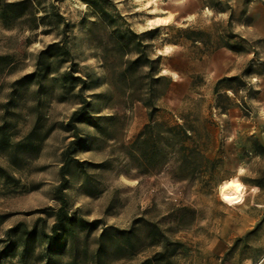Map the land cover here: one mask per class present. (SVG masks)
I'll list each match as a JSON object with an SVG mask.
<instances>
[{
	"label": "rangeland",
	"instance_id": "374dc122",
	"mask_svg": "<svg viewBox=\"0 0 264 264\" xmlns=\"http://www.w3.org/2000/svg\"><path fill=\"white\" fill-rule=\"evenodd\" d=\"M0 264H264V0H0Z\"/></svg>",
	"mask_w": 264,
	"mask_h": 264
},
{
	"label": "bare ground",
	"instance_id": "6f19581e",
	"mask_svg": "<svg viewBox=\"0 0 264 264\" xmlns=\"http://www.w3.org/2000/svg\"><path fill=\"white\" fill-rule=\"evenodd\" d=\"M181 0H172L174 3H178ZM170 15L157 16L155 21L157 23L169 21ZM221 194L225 197H236V201H243L246 198V185L239 178H232L224 181L220 186Z\"/></svg>",
	"mask_w": 264,
	"mask_h": 264
},
{
	"label": "trees",
	"instance_id": "16d2710c",
	"mask_svg": "<svg viewBox=\"0 0 264 264\" xmlns=\"http://www.w3.org/2000/svg\"><path fill=\"white\" fill-rule=\"evenodd\" d=\"M150 119H151V121L148 123V125H146L145 127V131H143L141 134H140V138H142L145 134H146V131H147V133H148V131H150V132H152V131H154L155 129H157V128H160L161 126H162V123L161 122H158L157 120H155V118H154V114L153 113H151V115H150ZM72 123H76L78 120H76L75 119V117L74 118H72ZM170 130H172V131H181V130H184L185 131V126H183V125H173V127H171L170 128ZM184 146H185V144H184ZM186 147V146H185ZM63 218H60V220H62ZM57 233H58V231H56Z\"/></svg>",
	"mask_w": 264,
	"mask_h": 264
}]
</instances>
